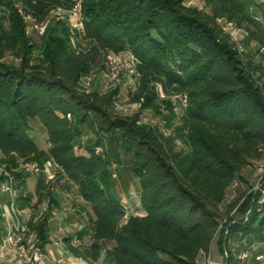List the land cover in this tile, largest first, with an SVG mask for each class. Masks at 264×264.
Returning a JSON list of instances; mask_svg holds the SVG:
<instances>
[{"label": "trees", "instance_id": "trees-1", "mask_svg": "<svg viewBox=\"0 0 264 264\" xmlns=\"http://www.w3.org/2000/svg\"><path fill=\"white\" fill-rule=\"evenodd\" d=\"M206 1L209 12L185 0H81L83 28L72 30L90 45L85 51L72 45L59 20L34 39L16 6L40 21L72 0H0V153L11 166L50 159L74 182L91 208L82 228L63 238L74 256L95 264L109 243L104 264H197L217 235L224 264H239V248L231 250L229 241L244 245L264 229V204L256 210L259 191H246L239 204L243 192L220 208L242 169L264 157V70L244 59L217 22L224 17L244 30L246 47L264 48V0ZM103 50L134 56L140 73L134 98L140 110L150 108L166 122L167 133L160 124L140 123L137 115L113 113L118 88L103 96L79 92V78ZM6 55L19 64L5 62ZM148 83L164 90V112ZM169 90L186 95L175 124ZM32 120L43 127L47 149L31 136ZM119 151L131 155L143 214H128L116 194L109 167ZM27 175L16 174L17 203L32 210L27 225L43 246L51 206L60 201L43 179L27 192ZM44 196L47 206L34 220ZM223 215L228 221L219 229Z\"/></svg>", "mask_w": 264, "mask_h": 264}, {"label": "rangeland", "instance_id": "rangeland-1", "mask_svg": "<svg viewBox=\"0 0 264 264\" xmlns=\"http://www.w3.org/2000/svg\"><path fill=\"white\" fill-rule=\"evenodd\" d=\"M185 4L187 6L197 7L199 10L209 12V6L207 5L206 0H185ZM16 6L18 8L21 7L20 4H17ZM53 20L64 22L65 26L70 32L71 43L73 46L80 44V47L85 51L89 50L90 45H88L86 41L82 40L81 37H74L75 32L72 30L73 27H71L66 17H60V19ZM217 22L220 25L222 32L230 37V42L233 43V45L242 53V55L244 54V59L251 58L255 64L261 65L262 69L264 70V48L258 49L254 43H249L246 47V33L244 30L237 28L234 23L227 21L224 17L218 18ZM26 32L28 35H32L33 38L37 40V37L33 35L35 33L31 31L28 24ZM133 58L134 56L128 51L117 54L107 50L100 51L97 54L95 62L90 68V72L86 75H82L79 78L78 90L83 94H91L95 92L103 96L104 94L113 91L115 88H118V93L115 95V97H113V113L118 116L137 115L140 123H147L151 126L160 124L162 131L164 130L167 133L169 130L165 126L166 122L150 108L140 110V102L134 98L139 83L140 73H138L134 67V63L132 62ZM4 61L16 66L19 64V61L11 55H6ZM153 84L154 83L147 84V87L149 88L148 92L152 97L154 96L159 104H161L162 102H160V100L164 96L166 98V95L160 85H156L153 89ZM159 86L162 90L163 96H160V93L158 92ZM182 95L183 94H175L169 90V98L174 105V112L176 116L174 119V124L177 122L184 109ZM164 106V104H161V106L158 108L159 112H164ZM30 126V134L35 138L37 146L42 149H47L48 141L43 127L39 121L32 120ZM88 136L89 135L82 136L81 142H84ZM101 150L102 148L100 146L95 147V152H101ZM118 154V159H113L109 167L113 172L115 191L120 197L121 202L128 214H140L142 212V207L139 201V184L137 178L133 176L130 171L131 155L125 154L122 151H119ZM261 161H264V157L254 160L251 165H247L242 169V178L237 179V184L235 185L233 182L232 185L227 189L225 198L220 204L221 210L227 209L228 205L236 198L241 196L245 190L248 191L249 189L253 188L256 180L255 166ZM44 164L45 166H48V171L53 175V178L49 179L47 177V173L43 170L38 174L27 173L28 175L25 179L27 182V190H29L30 193H34L38 180H44L45 185L47 184V189H49L52 194H54V196H56L60 201L58 206L53 204L51 208L56 210L58 217L60 218V223L65 228V232L58 231L60 233V237L65 238L69 235H73L82 228L87 217V213L91 212V208L77 194V187L74 182L68 179L66 175L62 174L50 159L42 162L40 167L43 168ZM43 192L45 193L46 189ZM36 199L37 195L34 196V200ZM1 201L2 197L0 195V203ZM47 203L48 197L44 196L40 202L41 207H46ZM41 207H39L38 210H40ZM42 211H44V209ZM31 214V209H23L22 211V215L26 216L28 219L31 217ZM40 215L41 213L37 212L36 217L38 218ZM225 216L226 215H223L222 218ZM0 224H3L2 217H0ZM84 240L87 241L88 237H85ZM231 241L232 240H230L229 243ZM244 248H246L245 244L240 245L239 253L243 251ZM105 250L104 259L98 264H104V261L111 256L110 245H108ZM207 254L209 264L213 260H219L221 264H224L225 260L222 252L219 250L217 235L211 241L208 252H199L197 256V264H202L205 262L207 260ZM0 264H6V262L4 260H0Z\"/></svg>", "mask_w": 264, "mask_h": 264}, {"label": "built area", "instance_id": "built-area-1", "mask_svg": "<svg viewBox=\"0 0 264 264\" xmlns=\"http://www.w3.org/2000/svg\"><path fill=\"white\" fill-rule=\"evenodd\" d=\"M21 6V5H20ZM19 12L24 16V20L29 25L32 32L37 35H41L47 29L49 23L52 19H60L66 17L69 21L71 27L78 31H82L83 28V12L81 0H72V4L69 8H64L57 6L53 8L49 14L42 20H37L29 14H25L22 7L19 8ZM134 67L136 66V60L133 58ZM158 92L160 96H163L162 90L159 86ZM182 103L186 104V95H182ZM48 166L40 167L38 163L34 161H19L16 166H11L5 161L0 153V193L4 194L6 198L1 201V217H2V227L0 229V260H4L9 256L15 258L18 264H44V251L42 246L39 244L35 232L29 229L27 225L28 218L22 215L23 209L19 208L17 203V193H18V178L17 173L23 174H38L42 170L47 173L49 179L53 178V175L48 171ZM50 174H49V173ZM256 180L255 184L250 191H259L260 195L257 200V211L262 209L264 204V161L259 162L255 166ZM237 180L234 181L236 185ZM246 197V190L240 202ZM41 204L38 205V208ZM45 207H41L39 213H42ZM42 211V212H41ZM237 212V206L229 213V216H234ZM52 218H57L58 214L56 210L51 209L50 211ZM250 209H248L244 218L246 219ZM35 217L34 220H36ZM228 221V217L221 219L219 228H222L224 224ZM57 230L59 232H65V228L60 223L57 224ZM225 234H227V227L224 228ZM226 252H224L225 254ZM250 252L248 249H244L238 254L239 259H246ZM256 260H264V255L259 253L255 256ZM55 264H70L63 256L56 259ZM97 264V263H95ZM202 264H209L208 257Z\"/></svg>", "mask_w": 264, "mask_h": 264}, {"label": "crops", "instance_id": "crops-1", "mask_svg": "<svg viewBox=\"0 0 264 264\" xmlns=\"http://www.w3.org/2000/svg\"><path fill=\"white\" fill-rule=\"evenodd\" d=\"M27 192H30V191L27 190ZM0 195L3 201L6 198V196L2 193H0ZM143 213H144V210L142 209V212L140 214H143ZM59 221H60L59 217L57 218L51 217L49 219L48 224H49L50 229H49L48 242H46L42 246L43 251H44V264H55L56 259L60 256H63L70 264H92L80 257L74 256L66 248L64 241L62 240L63 238L60 237V233L57 230V224ZM229 244H230L229 247L231 250H236L237 247L239 248V245H242L238 241H231ZM108 245H110L111 247V244L107 243V246ZM245 245H246V249L249 250L250 254L246 259L242 260L238 258V254H239L238 252L237 259L240 260L239 264H264V260H256L255 258V256L259 253H262L264 255V229H262L260 235L257 238L252 239L250 242H247L246 240ZM106 247L102 250L101 256L99 260L97 261V264L100 263V261H103L104 251H106L105 250ZM208 254H207V257H208ZM224 260H225V257H224ZM4 261L6 262V264H18L17 260L15 258H11L10 256L4 259ZM210 264H221V262L219 260H213L212 262H210Z\"/></svg>", "mask_w": 264, "mask_h": 264}]
</instances>
